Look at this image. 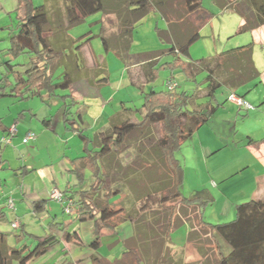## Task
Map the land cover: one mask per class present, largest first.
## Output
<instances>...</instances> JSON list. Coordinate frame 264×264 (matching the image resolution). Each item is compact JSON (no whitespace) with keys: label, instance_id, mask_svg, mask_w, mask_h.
Returning a JSON list of instances; mask_svg holds the SVG:
<instances>
[{"label":"crops","instance_id":"obj_1","mask_svg":"<svg viewBox=\"0 0 264 264\" xmlns=\"http://www.w3.org/2000/svg\"><path fill=\"white\" fill-rule=\"evenodd\" d=\"M214 4L216 10L202 5L192 15L191 19L199 22L200 26L196 40L189 46L187 60L210 74L219 83L215 93L221 90L225 96L219 101L214 93L212 102L217 105L216 109L208 121L192 134L195 153L205 172L202 187L188 192H184L182 187L180 189L185 196L200 189L210 192L213 200L202 208V216L207 222L219 223L228 221L233 213L235 216V207L239 203L264 198V24L249 29L244 19L228 5L222 7L218 0H214ZM17 5L18 0H0V39H6L8 43L10 33L16 31L17 27ZM4 15L9 18L2 22ZM164 23L162 28L167 26L165 20ZM118 31L119 28L115 34ZM60 33L63 37H71L67 29ZM44 35L52 37L51 31ZM198 41L201 52L194 56L193 45ZM84 45L85 42L81 49L85 48ZM5 51L3 54L7 57ZM132 59L125 64L130 83L143 85L150 81V66ZM91 62L93 68L100 70L99 76L92 72L83 77L91 84L106 82L109 78L106 69L100 67L94 58ZM231 91L243 96L253 108L237 109L227 100ZM56 93L55 96H58L60 91ZM41 94L40 99L44 102L54 97L45 91ZM29 98L13 94L0 96V231L5 235L7 252L17 249L26 254L37 239L51 232L47 222L53 219L68 223L65 229L70 233L75 232L78 238L67 241L61 230H53L59 242L27 264H91L92 257H96L100 264H114L122 257L127 241L136 235L141 239L143 264H150L155 250L151 241L156 233L157 214L150 209L141 211L140 201L131 196L126 187L110 201L114 207H123L127 212L137 210L138 214L133 221L115 217L112 222L117 226L101 229L96 248L91 245L93 222L73 220V209L70 208L69 212L64 209L67 202L52 198L53 191L61 192L67 186L85 188L91 172L85 170L84 183L77 185L76 178L68 172L69 160L84 153V142L76 141L71 146L69 143L73 142L74 137L68 136L67 124L58 130V123L54 124L51 113L46 115L44 109H40V105L34 101L29 102ZM118 103L119 108L114 110L115 106L112 109L114 112L109 114L108 121L94 134L92 148L98 146L96 134L125 120L120 118V111L125 110L124 101ZM58 104L60 102L55 101V105ZM213 118H216L217 128L210 126ZM60 119L64 123V116ZM69 122L79 126L73 118ZM238 122L244 124L242 130L236 127ZM11 125L15 126L16 133L6 144L1 137ZM28 131L33 132L35 138L23 143L21 138ZM73 133L77 134L75 131ZM72 147L74 150L71 151ZM38 201H44V205L36 210L34 203ZM197 213V209L176 205L162 259L173 264H215L220 256L230 252V245L216 232L211 234L210 242L187 238L191 227L185 218ZM10 264H19L18 259L13 258Z\"/></svg>","mask_w":264,"mask_h":264},{"label":"trees","instance_id":"obj_2","mask_svg":"<svg viewBox=\"0 0 264 264\" xmlns=\"http://www.w3.org/2000/svg\"><path fill=\"white\" fill-rule=\"evenodd\" d=\"M60 1L63 15L50 19L45 4L34 5L32 0H18L17 27L16 31L10 33L9 46L5 51L7 58L4 60L8 70L12 72V79L7 76L0 78V96L13 94L20 98L41 97L43 91L47 95L55 96L57 90L68 88L74 80L73 73L79 72V67L83 66L80 49L84 42L76 43L71 37H63L60 32L96 12H108L116 16L118 33L112 37H101V42L105 50L113 49L123 56H128L134 28L142 22L148 11L157 12L167 25L166 28L156 26L158 38L169 47L163 52H143L133 59L146 62L150 66L149 78L154 80L162 56L173 55L174 59L162 63L161 67H180L187 78L195 82L192 90L157 92L152 89L145 93L141 119H125L99 132L96 134V148L86 146L88 137L82 128L72 125L73 123L66 125L84 142V153L69 160L68 172L76 178L77 185L84 183L87 169L91 172V178L85 188L65 187L61 191V202H67L64 209H73L72 214L70 213L73 220L93 222L94 237L91 245L96 248L99 244L102 228L117 226L112 222L115 217L133 221L138 214L137 210L127 212L123 207H114L110 201V198L119 195L126 187L127 192L140 201L141 211L150 209L157 214V225L154 228L156 233L151 241L155 250L150 264H173L162 259V254L177 204L198 210L197 215L185 218L191 227L187 235L189 240L210 242L211 234L216 232L230 245V252L220 256L215 264H264V198L239 203L231 220L210 223L202 216V208L213 200L210 192L200 189L185 196L180 189L183 168L175 156V150L208 121L217 106L212 100L219 83L210 74L204 73L198 65L187 60L189 46L196 40L200 26L199 22L191 18L202 8V0ZM218 2L222 7L226 4L232 8L244 19L249 29L264 24V0ZM47 31H51V38L44 35ZM21 53H27L28 60L22 63L13 62ZM59 66H63L64 71L63 79L57 82L53 80V76ZM197 74L202 75L199 81L196 80ZM172 79L171 75L167 80ZM201 90L204 95L200 106L191 108V102L197 99ZM63 103V116L69 122L72 120L68 118L70 108L65 101ZM152 127L158 133L155 144L150 138L133 142L136 146L135 154L129 163L123 164L120 150L125 141L145 129L152 130ZM104 158L113 162L108 171L102 162ZM43 205L44 201H38L34 203V208L38 210ZM65 225L68 223L49 220L47 226L51 232L37 239L34 247L24 255L17 249L8 253L5 235L0 231V264H10L13 258L18 259L19 264H27L29 260L44 254L59 242V238L53 233L55 229L61 230L67 241L77 239L76 233H70ZM140 240L136 235L127 241L122 257L114 264H143ZM91 264L100 263L96 257H92Z\"/></svg>","mask_w":264,"mask_h":264},{"label":"rangeland","instance_id":"obj_3","mask_svg":"<svg viewBox=\"0 0 264 264\" xmlns=\"http://www.w3.org/2000/svg\"><path fill=\"white\" fill-rule=\"evenodd\" d=\"M49 1L51 0H32L34 5L46 4L50 19H54L57 14L60 16L63 15V6L61 1ZM202 5L206 8H212L213 10L217 9L216 4H214V0H202ZM8 18L9 17L7 15H4L1 18L4 20L2 22H5ZM61 18H63V16ZM116 20V16L113 13L96 12L86 16L80 23L68 27L67 31L69 35L76 43L80 41L86 43V45H84L85 48L80 49L83 66L79 67V72L76 71L73 73L74 80L69 88L58 90L60 91L58 96H54L51 100H46V102L41 101L40 97L29 98V102L34 101L33 103L40 105V109H44L46 115L51 113L54 124L58 123V130H62L65 124L71 125L70 122L64 121L63 123V120L60 119V117L62 118L64 115L65 103L63 102L65 101L70 108L68 117L73 118L79 127L84 129V133L88 137L86 142L90 148H92L94 134L108 121L107 117L110 113L112 114L114 112L112 109L115 106L114 110L119 108L118 102L123 100L125 104V110L120 111V118L122 117L126 120L136 121L140 120L142 114L144 113L142 103L144 102L145 93H148L152 89L157 92L167 91L166 81L169 76H173L172 80L176 83V87L173 90L176 92L181 90H192L195 87V82L192 79L187 78L182 68L174 67L172 69L170 67H161L162 63L172 61L174 59V56L170 54H164L162 56L161 61L157 66V76L154 80L144 82L143 85L130 83L125 69L126 61H129L143 52H163L169 47L168 44L162 42L158 38L156 31V26L162 28L165 26V23L157 12L153 10L148 11L142 22L133 30L132 41L128 49V56H123L118 55L113 49L105 50L101 42L102 36H112L117 32L119 25ZM214 23V25H216L215 21ZM6 32L8 31H5L4 33ZM8 46V40L0 39V78L7 76L9 79H12V72L8 70V66L4 63V59L7 57L4 56L3 52ZM72 46L73 45H71L70 48H72ZM193 46V54L194 56H198L201 52L199 51L201 49L199 48V41ZM28 58L29 56L27 53H21L13 59V62H26ZM92 58L97 61L100 67L103 66L106 69V74L109 76L106 82L91 84L86 80V77H83L85 75L92 74V72L93 75L99 76L100 70H98L97 67L93 68V63L91 62ZM132 61H134V59H132ZM63 71V66H59L55 70L53 80L57 82L61 81L63 79ZM83 73H85V75H83ZM201 76V74H197L196 80L199 81ZM75 95L76 97H74ZM197 95V99L191 102V108H198L200 106V103L203 100L204 91H199ZM215 95L219 101H222L225 96L221 90H218ZM110 100H112L110 104H105ZM55 101H59L60 104L55 105ZM48 105L50 106V109ZM241 118L242 117H240L239 120H241ZM210 126L212 128L218 127L216 118L212 119ZM243 126L244 124L242 122H238L236 127L242 130ZM68 132L70 134L68 136L74 137L73 142L69 143L71 146L75 144L76 141H78V143H82L83 139H81L78 134H74L71 129H69ZM150 134H152V136ZM157 137V130L155 127H152V130L145 129L143 132H139L138 135H134L129 140H126L120 150L122 162L127 164L133 158L136 147L133 145V142H136L139 139L146 140L147 138H150L152 143L155 144ZM192 137L193 136L191 135L189 138L184 140L180 144L179 148L175 150V156L178 158L183 168V181L181 183V187L184 192L199 189L202 187V179L205 178V172L201 169V163L193 147ZM72 150H74L73 147L71 148V151ZM81 152L82 151H80L79 154H81ZM102 162L107 171L113 166V162L106 158L103 159ZM184 174L186 179L184 178ZM209 204L210 203L207 205ZM208 208L210 209V207ZM233 218L234 213L233 216L227 220H231Z\"/></svg>","mask_w":264,"mask_h":264},{"label":"built area","instance_id":"obj_4","mask_svg":"<svg viewBox=\"0 0 264 264\" xmlns=\"http://www.w3.org/2000/svg\"><path fill=\"white\" fill-rule=\"evenodd\" d=\"M167 85V90H173L176 87V83L173 82V80H167L166 81ZM227 100L231 102L234 106H236L238 109H251L253 108V105L248 102L243 96L235 93L234 91H231L228 96ZM16 133V128L14 125H11L8 129L7 132L1 137V141L8 144L11 141V138L13 135ZM35 138V134L31 131H28L22 138L21 141L23 143H29ZM52 198L55 200L61 201L62 194L59 191H53L51 194ZM67 212H69L68 207L65 208Z\"/></svg>","mask_w":264,"mask_h":264}]
</instances>
